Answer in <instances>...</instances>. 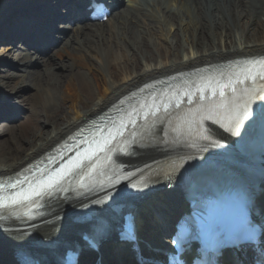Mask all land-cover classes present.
I'll use <instances>...</instances> for the list:
<instances>
[{
	"label": "bare ground",
	"instance_id": "obj_1",
	"mask_svg": "<svg viewBox=\"0 0 264 264\" xmlns=\"http://www.w3.org/2000/svg\"><path fill=\"white\" fill-rule=\"evenodd\" d=\"M48 1L0 0V42L6 41L5 45L0 46V57L20 56L18 65L14 67L12 63L17 62L15 59L0 65L4 67L0 71V83L8 86L13 82L12 96L16 97L26 88L33 90L35 96L42 90L51 92L61 88L63 94L59 104L67 107V112L53 114L52 111L45 121L49 126L48 132L31 130L21 145L5 156L0 153V176L19 171L79 126L145 83L173 74L186 75L188 72L196 74L203 71L209 75L213 70L236 77L242 69L253 63L259 66L264 60V0H162L167 4L164 8H159L158 2L161 0H143L141 7L136 6L132 15L124 12L112 15L124 1L135 2L122 0L109 11L105 21L96 23H90V19L78 21V18L86 15L73 5V0H55L61 3L59 7L63 3L66 5L74 23L54 45L46 48L45 52H38L33 44L42 45V39L49 34L48 29L58 9V6H51L52 3L47 4ZM142 7H149L150 11L146 12L147 9ZM172 7L179 15L178 26L184 34L183 40L190 43L192 50L178 62L142 66L134 58L145 49L147 42L141 40L136 44L128 35L130 29L135 27L138 34L149 31L150 25L145 23L144 16L160 22L172 21ZM191 14L195 18L193 34L189 29ZM45 18L48 20L46 23ZM115 29L120 34L117 42L109 35ZM42 30H46L47 34H42ZM32 34L40 38H34ZM121 46L130 52L132 70H128L126 57L122 53H117L115 58L109 57L114 48L118 50ZM158 55L164 60L168 58L167 51H158ZM113 64H118L122 72L107 71ZM36 66L39 67L38 71L34 70ZM57 68L67 72L56 73ZM86 78L92 80L91 85ZM47 93L53 97V93ZM50 102L47 98L43 101L44 105ZM234 104L243 106V103ZM206 110L209 115L211 112L217 113L214 106ZM190 119L191 114L184 111L173 117H164L157 123H154L156 118L145 121L138 132L136 144L124 155L126 162L142 168L125 182L109 189L117 190L132 184H139L138 189L143 187L132 197L134 225L141 231V215L146 213L148 226L143 225L147 228L142 233L148 239L157 227L174 220L177 213L183 211L181 189L178 187L182 182L181 174L190 168H200L204 162H235L248 140V125L244 123L246 118L234 130L229 122V112L214 116L222 128L210 123L206 126L195 123V127H192L188 124ZM207 127H211L209 136H206ZM4 132L5 128L0 130V133ZM198 136H206L207 142L199 141ZM218 141H223L225 145ZM256 145H261V141L258 140ZM170 157L173 158L168 159ZM103 187H109L108 183ZM97 190H102V187L82 193H54L47 197L42 213L27 223L22 222L24 218L12 217L9 212L0 213V264H19L23 260L24 248L32 249L45 242L59 240L60 244L52 246L54 253H57L64 248L67 240L83 239L90 225L82 217ZM256 202L257 210L264 209V193L258 196ZM251 217L252 214L245 215L253 223ZM24 225L30 226L19 228ZM134 244L128 243V247ZM107 247H111L108 250L114 255L113 259L105 257L109 264H133L124 254L118 253L119 249L120 252L124 251L121 244ZM142 249L148 258L151 255L149 249ZM44 252L47 253V250ZM253 256L255 253L242 257L236 255L237 260L231 257L229 262L222 261L221 264H247L251 263Z\"/></svg>",
	"mask_w": 264,
	"mask_h": 264
},
{
	"label": "rangeland",
	"instance_id": "obj_2",
	"mask_svg": "<svg viewBox=\"0 0 264 264\" xmlns=\"http://www.w3.org/2000/svg\"><path fill=\"white\" fill-rule=\"evenodd\" d=\"M141 0H135L134 3H129L127 1H124L121 6H119L112 15L117 14L119 12H124V14L132 15L134 13V8L136 6H140L143 3L140 2ZM159 8H164L167 4H165L164 1H160ZM140 4V5H139ZM145 9L144 7H142ZM147 9V10H146ZM146 12L150 11V8H146ZM171 11L174 13V19L170 22L166 21H158L157 19L144 16V21L146 24L150 25L149 31L145 33L138 34L136 28H131L129 31V37L135 40L136 44L141 43V40L146 41L147 44L145 46V49H142L134 58V60L139 61L142 66L158 63V62H178L181 60L182 57L189 54V52L192 50L190 47L189 42H184L182 31L179 30V15H177L174 12V7H172ZM152 13V12H151ZM154 14V12H153ZM155 16V15H154ZM190 22V31H193L194 29L192 26L195 23V18L191 14L189 17ZM105 21V20H104ZM121 21V20H120ZM101 22L98 20L91 21L90 23H96ZM103 22V21H102ZM109 26V25H108ZM161 27V29L159 28ZM262 33V32H261ZM113 38H115V42H117L120 37V34L115 32L110 33ZM158 51H167L168 58L164 60L163 58L159 57ZM117 53H122L126 58V66L128 67V70H132V59L130 56V52L126 51L125 48L118 47L114 48L110 54V58H115ZM20 57V56H19ZM18 56L14 55H8L0 57V65L2 63L7 64V60L9 59H15L17 62L12 63L13 67L20 61ZM146 58V60H144ZM119 60V59H118ZM65 61V59H64ZM9 62V61H8ZM11 65V64H10ZM118 64H113L110 68L107 69V71L113 70V71H119L122 72L118 68ZM37 66L34 68L35 71H38L39 67ZM4 67L0 66V71H2ZM9 71V70H8ZM56 73L60 72H67L62 71L60 69L55 70ZM74 72V71H73ZM72 72V73H73ZM88 79V78H86ZM89 84H92V80H87ZM13 82L5 85L0 83V94L2 95V98L4 101H11L14 104H20L21 105V113H18L15 117L10 119H4L0 117V130L5 128L4 133H0V153L1 156H5L8 154L7 152L13 150L14 148L18 147L23 143L24 139H27L30 135V131H49V126L46 125L45 121L49 118V115H51L52 111L53 114L56 112L58 114H62L63 112H67V107H61L60 103V96L63 94V90L61 88H55L54 90L48 91V90H42L38 96H35L33 93V90L26 88L23 90L21 94H19L17 97H5L7 94H14L12 90ZM53 93L49 96L48 93ZM1 97V96H0ZM5 97V98H4ZM45 98L50 99L52 102H50L48 105H44L43 101H45ZM13 110V108H10ZM32 122V123H31ZM142 214V213H141ZM141 222L143 225H146L147 223V214L144 213L141 215ZM141 226L138 230L137 238H138V244L145 245L146 240L148 239L142 231H144L147 227ZM148 226V225H146ZM149 232V231H148ZM147 242H154L156 244H163V242L159 241L155 237H151L148 239Z\"/></svg>",
	"mask_w": 264,
	"mask_h": 264
},
{
	"label": "snow or ice",
	"instance_id": "obj_3",
	"mask_svg": "<svg viewBox=\"0 0 264 264\" xmlns=\"http://www.w3.org/2000/svg\"><path fill=\"white\" fill-rule=\"evenodd\" d=\"M254 67H256L255 63L248 68L242 69L240 73L236 74L235 79L229 77L224 83H219L218 81L213 82L212 79L209 78L207 81L202 82L203 87L197 86V92L201 95H203L205 88H210L213 96H215L218 91L220 99L214 106L216 108H224L229 112V122L233 130L238 128L239 124L251 115V112L248 108V101H245L243 106L229 105L225 99V89H229L231 92L235 93L238 85H243L249 80L255 81L257 76L260 75V71L254 72ZM259 68L261 71H264V62H260ZM241 76H243L242 79L240 78ZM261 78H264V76H261ZM148 107L151 108L152 106L149 105ZM164 107H168L167 103L164 104ZM141 108L143 109L144 105H141ZM203 118L211 119L212 117L211 115H208ZM109 143H111V141L105 139L103 143H98L93 153L86 152L81 160L73 161L65 167L58 169L55 173L48 175L35 183L30 182L27 189H21L20 191L13 192L10 196L0 198V207L20 204L22 201H32L35 203V201L32 200L33 197H40L46 192H49V190L55 189L67 175L71 174L74 168L81 167L83 159H91L95 153L105 151V146ZM95 167L96 165H92L93 169H95ZM81 179H83V177H81ZM11 187L15 188L16 184L11 185Z\"/></svg>",
	"mask_w": 264,
	"mask_h": 264
}]
</instances>
